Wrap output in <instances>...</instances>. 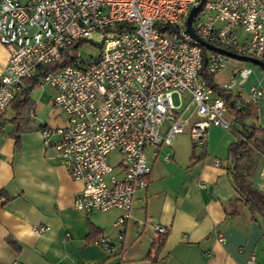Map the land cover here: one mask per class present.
Instances as JSON below:
<instances>
[{"label":"built area","instance_id":"obj_1","mask_svg":"<svg viewBox=\"0 0 264 264\" xmlns=\"http://www.w3.org/2000/svg\"><path fill=\"white\" fill-rule=\"evenodd\" d=\"M200 0H0V45L8 53L0 71V114L31 90L56 92L53 106L65 124L43 128L44 144L61 158L73 181L82 184L75 207L87 214L119 209L116 227L131 218L136 193L148 186V151L189 131L205 150L211 127L232 130L229 104L201 75H219L232 60L205 49L188 32L187 21ZM206 43L264 63V0H205L193 24ZM246 36L241 37L240 33ZM100 48L84 59L83 44ZM97 43V45H96ZM71 63L57 70L49 66ZM252 74L236 66L220 90L232 93ZM189 93L194 107L179 113L173 96ZM251 102L264 100V85L248 90ZM244 112L245 106L237 104ZM169 128L162 133V128ZM116 153L118 161L111 164ZM165 161L170 162L169 155ZM216 166L221 161H215ZM264 181V163L260 170ZM203 188H206L203 186ZM46 226L35 232H49ZM158 235L166 229L156 226ZM224 244L225 239L219 238ZM109 254L105 236L95 242ZM248 264H258L252 256Z\"/></svg>","mask_w":264,"mask_h":264},{"label":"crops","instance_id":"obj_2","mask_svg":"<svg viewBox=\"0 0 264 264\" xmlns=\"http://www.w3.org/2000/svg\"><path fill=\"white\" fill-rule=\"evenodd\" d=\"M7 60L8 53L0 45V71ZM238 65L251 68L252 74L231 94L240 98L238 104L252 105L256 118L246 125L253 124L263 137L264 100L251 102L248 90L264 85V69L231 60L214 83L219 87L230 83ZM31 82L37 83L28 82L30 104L21 116L15 119L13 106L0 114V264H152L153 243L161 236L156 226L166 229L158 264H248L252 256L264 264V206L260 203L263 211L253 214L235 188L229 148L237 139L231 130L211 127L205 150L193 145L189 131L177 135L170 146H160L157 155L150 149L148 186L136 193L130 220L117 228L119 209L92 214L76 209L83 186L72 180L41 135L45 127H62L65 117L52 104L56 92L37 85L33 90ZM227 118L241 129L230 113ZM166 155L170 162L165 161ZM263 157L258 166L244 158L241 170L264 197ZM235 201L241 202L230 206ZM40 225L49 227V232L36 233ZM99 236L116 247L115 254L95 244Z\"/></svg>","mask_w":264,"mask_h":264},{"label":"trees","instance_id":"obj_3","mask_svg":"<svg viewBox=\"0 0 264 264\" xmlns=\"http://www.w3.org/2000/svg\"><path fill=\"white\" fill-rule=\"evenodd\" d=\"M206 53L207 51L204 50L205 65L202 69L201 75L207 81L209 87H211L228 102L230 115L234 117L235 121L241 125L240 130H237L235 128L231 130L233 135L236 137L237 142L231 145V147L229 148V156L234 164L233 180L235 188L241 198V201L250 207V211L253 214L262 212L263 210L260 209L259 205L261 203L264 206V197L256 192L247 182L241 170V162L248 156V154L258 153L261 150H264V135L263 137H259L261 131L256 129L253 124L246 125L247 120L256 118L252 105L246 104L244 112L238 110L236 107L240 98L233 97L230 92L220 90V87L214 83L215 76L206 72ZM70 63L71 60H66L63 64L49 66L47 70L49 69L54 71L63 68ZM30 85L33 90L37 88V86L32 82L30 83ZM29 94L30 91H26L22 97L12 103L11 106L15 107L17 111V116L15 119H18L21 116L20 112H22V110L30 104ZM241 201L230 203V206H237V203ZM165 240L166 235H161L153 243L152 250L154 251V253L150 256L152 264L159 263V254L165 243ZM9 244L18 251L20 250L13 240H9Z\"/></svg>","mask_w":264,"mask_h":264},{"label":"rangeland","instance_id":"obj_4","mask_svg":"<svg viewBox=\"0 0 264 264\" xmlns=\"http://www.w3.org/2000/svg\"><path fill=\"white\" fill-rule=\"evenodd\" d=\"M20 1L22 3H25L27 0H20ZM96 45H97V43H96ZM81 53H82L84 59H88V58H91V57H98L100 55V48L97 47V46H95V45H92L91 43H85V44H83V47L81 49ZM191 100H192V98H191V96H190L189 93H184L182 95V97H181V100H180V97L178 95H174L173 96L174 105L176 107L181 106V110L178 111L179 113L184 112L188 107H190L189 111L187 112L186 117H188L192 113V111L194 109V107L191 105ZM168 128H169V124H166L162 128V133H165V131ZM237 130H239V129H237ZM189 136H190V134H189ZM262 156H264L263 150H261L260 153H251V154H248L247 158L252 159L254 165H257V164L259 165L258 162H259V160H260V158ZM117 161H118L117 154L116 153L112 154L111 157H110L111 164H115V163H117ZM249 162L251 163V160H249Z\"/></svg>","mask_w":264,"mask_h":264},{"label":"water","instance_id":"obj_5","mask_svg":"<svg viewBox=\"0 0 264 264\" xmlns=\"http://www.w3.org/2000/svg\"><path fill=\"white\" fill-rule=\"evenodd\" d=\"M205 0H200V3L199 5L194 8V10L192 11L188 21H187V29H188V32L189 34L194 38L196 39L205 49L207 50H211V51H215V52H218L232 60H236V61H240V62H244V63H251V64H254V65H257L261 68L264 69V63L261 62V61H258V60H255V59H252V58H248V57H243V56H239L235 53H232V52H229V51H226L224 49H221V48H218V47H215L213 45H210L208 43H206L205 41H203L194 31L193 29V24L195 22V19L197 18L199 12L202 10V7H203V4H204ZM211 191V189H210Z\"/></svg>","mask_w":264,"mask_h":264}]
</instances>
